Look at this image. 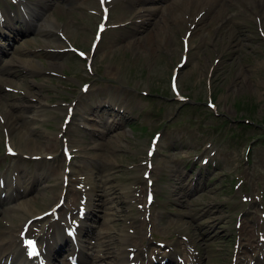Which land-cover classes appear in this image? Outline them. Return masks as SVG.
I'll list each match as a JSON object with an SVG mask.
<instances>
[{
    "label": "rangeland",
    "instance_id": "rangeland-1",
    "mask_svg": "<svg viewBox=\"0 0 264 264\" xmlns=\"http://www.w3.org/2000/svg\"><path fill=\"white\" fill-rule=\"evenodd\" d=\"M6 3L12 0H0ZM167 4L118 0L94 51L91 42L100 17L90 9L98 10V0H53L47 9L32 11L35 17L44 15L55 28L37 22L43 28H32L9 41L10 57L34 60L38 68L27 71L16 64L6 83V89L14 92L0 87V115L11 118V123H0V174L16 162L24 173L42 169L47 177L23 197L35 204L37 212L56 202L63 187L60 176L69 164L75 178L92 169L100 185L107 175L113 185L131 187L125 197L118 194L117 199L102 201L105 206L100 205L96 217L89 215L86 223L95 235L108 228L118 238L117 254L124 248L122 238L129 234L131 244L144 252L140 261L150 255L151 263L159 264L154 263V253L170 248L162 239L171 235L188 244L198 264H231L239 251L252 259L259 255L256 248L264 234V19L260 6L252 0H222L210 17L199 20L188 62L176 72L184 53L185 28L167 29L156 44H132L138 38L151 40L154 34L153 28L138 29L131 23L134 18L149 8L156 13L147 18L160 24L158 13ZM12 7L19 14V6ZM180 13L188 17V11ZM220 13L226 15L224 20H217ZM168 19L175 24L174 16ZM11 24L12 31L26 30L21 16ZM47 32L66 50L48 52L55 45L44 47ZM87 56L92 59V72L86 68ZM175 73L178 95L170 85ZM210 100L214 109L207 105ZM24 106L29 112L16 119ZM71 106L73 120L67 123L66 110ZM39 107L46 111L37 116L33 111ZM103 121L110 125L105 128ZM158 133L150 157L152 138ZM66 139L71 143V161L62 151ZM9 145L17 152L45 157L40 162L31 157L10 158ZM149 180L156 195L151 210L145 207ZM22 215L17 218L16 214L13 220L7 212L0 215V244L11 236L12 222L19 228L29 217L26 211ZM107 218H112L109 224ZM179 221L183 226L177 227ZM49 222L41 220L42 225ZM85 240L86 245L93 241ZM163 243L165 247L160 246ZM96 253H104L111 262V254ZM180 256L186 259L182 250Z\"/></svg>",
    "mask_w": 264,
    "mask_h": 264
},
{
    "label": "bare ground",
    "instance_id": "bare-ground-1",
    "mask_svg": "<svg viewBox=\"0 0 264 264\" xmlns=\"http://www.w3.org/2000/svg\"><path fill=\"white\" fill-rule=\"evenodd\" d=\"M52 1L53 0H39L36 4H34V8L39 9V10H45L50 6ZM163 1H165V0H163ZM211 1L212 0H166V2H168V5L166 6L165 10L159 11V13H158L159 15L162 16L161 17L162 21L160 24L157 21L154 22V21H152V19L147 18L148 15L155 14L156 10L145 9L143 11V13H139L131 23L135 24V26L138 29L153 28L152 31L154 30L153 31L154 34H152L151 40H148L147 37H146V40H144L145 38L144 39L138 38V39H135L132 44L136 47L137 46L144 47L148 41L156 44L158 41H160L162 35L164 36L167 29H172V28L177 27V26L185 28L186 31H188V33L193 34L194 31L197 29V27L200 26V24L199 25L197 24V26L195 25L197 19L200 16H202V19L206 20L208 17H210L211 13L213 12L212 8L210 10H206V5L204 6L203 10H200V7L204 2L210 3ZM252 1H254L256 4H258L260 6L258 8L259 10H261L259 12V14L261 15L262 19H264V8H263L264 7V0H252ZM21 4L23 5V7L25 9L28 8L32 13V9L29 8L30 4L29 5L27 4L28 6H26L24 3H21ZM111 4H113V2L108 3V5H111ZM31 5H33V4H31ZM184 10L188 11V17H187V15L185 16V14H184L185 18L182 17V13H180V11L183 12ZM6 12H7L6 10L1 9L0 21L2 18H4V21L11 19L9 13L7 14ZM176 12L179 14H176ZM169 16H174L175 24H172L169 21V19H168ZM225 17H226L225 14L220 13V14H218L217 20H220V21L224 20ZM30 18H32V16H29L28 21L24 20V24L28 30H32V28L34 26H36V25H33L31 23ZM28 22L30 25H28ZM263 24H264V22H263ZM43 27H52V28L54 27L55 28V25L52 23V21L47 19L45 24L43 25ZM0 31H2L1 27H0ZM24 32H27V31L24 30ZM192 34L190 36L191 40H192ZM53 42H54L55 48H63L62 46H60V41L55 40L53 38L51 39L50 32H47L46 33V39H45L46 44L44 47L45 48L51 47L50 45H53ZM160 43H162V42H159V44ZM117 49L118 48L115 47V50H117ZM178 49H179V47H178ZM16 64L21 65L24 68V70H27V71H29V69L36 70L34 67L38 68L36 66L37 63L34 60H29V59L23 60V59H20L17 57H12L10 59L6 58L3 65L0 67V83H2L3 81L4 82L8 81L7 77L12 74L13 67H15ZM40 64L42 65V63H40ZM4 76H6V78ZM12 107L16 108L15 105H13ZM11 109L12 108H10V110ZM45 111L46 110L43 107H39V108H36L35 111H33V112H36L37 116H38V115H42V113H44ZM28 112H29V107L24 106L21 108V112H20L19 116H17V117L15 116V117L17 119L18 117L25 116V114ZM66 113H67V110H66ZM4 118H5L4 119L5 122L11 123V118L9 115H5ZM101 123L106 126V122L103 121ZM28 125H30V124L26 123L27 129L29 128ZM29 131L34 132V129L30 128ZM24 138L26 139V135H25V133H22L21 140H24ZM50 139H52V138H50ZM38 146L43 147V144L40 143ZM18 154L20 156H22L23 158L31 157V160L35 161V162H38V161L40 162V160H42V158L45 157L41 153H38V152H31V153L30 152L29 153L18 152ZM48 157L50 160L54 159L53 156H48ZM73 171L74 170H70L67 173V175L63 174V177L65 178L64 181H68V178L71 177V175L73 174ZM21 172H22V170H21ZM25 175H27V173H25L24 176ZM103 177H104V180H103L104 182L102 185L98 184V182L95 180L96 176H95L92 169L88 170L87 174L84 177L85 178V180L83 181L84 182V193H85V196H87V199L85 200L87 207H83L82 210L87 211V215H90L91 217H96V212L98 210V207L100 205H104V204H100L102 201H103V203H106L105 199H107L108 201L117 199L118 194L125 197L127 194L130 193V190H131V187L125 188V187H120L118 185H113L111 182V179H109L107 177V175H104ZM21 179H23V176H21ZM35 180H37L35 175H31L27 179V181H30V182H33ZM72 180L71 181L73 183L81 182L79 180L77 181L76 179H72ZM34 185H36V184L34 183ZM4 192L6 194V198H8V199H3V200H9L11 197H15V196H18L20 194V190H18L17 187L14 189L13 186H10V188L4 189ZM70 193H71L70 190L64 189V187H61L60 191L57 193L58 202L54 203V205L52 207L50 206L49 209H47L46 211H43V212H37L35 204L34 203H28V202L25 203V206L20 205L17 208L16 207H9V208L4 209V210H5V212L12 214L13 216H14V214H19V216H17V218H19V217L23 218L24 216L19 211L26 210L27 213L30 214V216L27 220L29 221V220L33 219L34 220L33 222H37L38 221L37 219L40 215L45 214L47 211H50V215L53 218L51 221V224H53V223H56L55 219H54L55 214H56V212L54 211V208H55V206H59L58 210L63 209L64 205H60V203H61L60 200L63 197L68 198V195H69L68 200L70 202V207L68 208V212H69V214H73L74 206L76 205V198H72V194H74V191H72L71 196H70ZM81 194H82V192H80V196H81ZM1 202L2 201H0V203ZM113 202L114 201H112L111 203H113ZM108 203H110V202H108ZM113 208H114V206H113ZM34 212H37V213L34 214ZM1 214H2V211L0 208V215ZM76 215H77L76 217L78 218V222H82V220H84L86 222V216H83V214H81V213L76 214ZM106 220H107V224H109V221L111 222L112 218H107ZM181 226H183V225L179 221V224L177 225V227H181ZM107 229H106V231L104 230L105 231L104 235L102 234V235L98 236L99 237V244L97 245V251L102 250L104 252H107L109 255L111 254V259H110L111 262L106 260V255H103L104 253H102L100 255H98L96 253V255H94V256H91L89 258L87 257L85 246H84L85 242L83 240V236L86 235L87 233H89L90 230L86 226L81 228V236L80 237H79L80 229L78 231V227L75 228V239H73V238L68 239L65 233H60L59 234V239H60V245L59 246H65V244H67V245L70 244V246H72L71 247L72 254L73 255L79 254L80 261L81 262L84 261L87 264H129V263L134 262V261H137L136 264H138V260H136V259L134 261H129L130 260L129 254H130V252L134 251V247H135V246L133 247V246L129 245V244H131V242H133V239L128 234L125 235L122 238L124 248H123V250L119 249V253L117 254V252L115 250L117 249L116 240L118 238L115 240L114 236L110 233V230L109 229L107 230ZM22 230H23V227L17 235L12 234L11 239H9L8 242L5 244V246L3 247L2 256H3V259H5V261H6L3 264H8V262L10 264H18V261L21 259H25L24 261H30V260H27L25 257V256H27V248H25L24 245H22V243L24 242V240L21 238ZM77 231L79 232V234H77ZM33 232L34 231L32 229H29L28 234H32ZM57 235H58V233H55L54 236L56 237ZM34 237L37 238L38 242L44 248L43 256L45 257L46 261L48 262L47 264H53L54 259L50 255V251H51L52 247H51V243L48 242L49 234H46V232L43 234L38 233ZM181 248H182L181 243L178 242L175 245V249L177 251H179ZM113 250L115 251V255H114ZM260 255H262V254L260 253ZM170 258H172V257H170ZM245 259H246L245 256L243 258L241 257L239 263L242 264V262H244ZM21 263L22 262H20L19 264H21ZM0 264H2L1 261H0ZM29 264H31V263H29ZM62 264H67V263L64 262ZM253 264H264V260L260 261V260H256V259L254 260L253 259Z\"/></svg>",
    "mask_w": 264,
    "mask_h": 264
},
{
    "label": "snow or ice",
    "instance_id": "snow-or-ice-1",
    "mask_svg": "<svg viewBox=\"0 0 264 264\" xmlns=\"http://www.w3.org/2000/svg\"><path fill=\"white\" fill-rule=\"evenodd\" d=\"M103 2H104V0H102V3ZM103 29H104V25H100V30L103 31ZM187 48H188V42L186 40L185 41V51H187ZM81 55H83V54H81ZM174 88H175V84H174ZM10 152H11V150H10ZM149 154L151 155V153H149ZM149 201H151V196H149ZM27 246L30 248V253H29L30 255H32V256L37 255V242L29 239L27 241Z\"/></svg>",
    "mask_w": 264,
    "mask_h": 264
}]
</instances>
